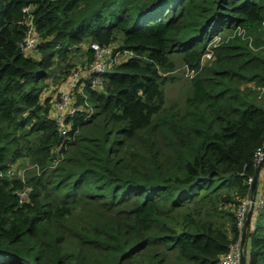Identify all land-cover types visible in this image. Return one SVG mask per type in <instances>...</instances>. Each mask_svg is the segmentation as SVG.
<instances>
[{
  "label": "trees",
  "instance_id": "1",
  "mask_svg": "<svg viewBox=\"0 0 264 264\" xmlns=\"http://www.w3.org/2000/svg\"><path fill=\"white\" fill-rule=\"evenodd\" d=\"M25 6L39 57L19 46ZM93 41L132 55L86 84L68 138L44 80ZM175 58L196 71L183 107L165 104ZM263 90L264 0H0V264H218L245 195L242 264H264Z\"/></svg>",
  "mask_w": 264,
  "mask_h": 264
},
{
  "label": "built area",
  "instance_id": "2",
  "mask_svg": "<svg viewBox=\"0 0 264 264\" xmlns=\"http://www.w3.org/2000/svg\"><path fill=\"white\" fill-rule=\"evenodd\" d=\"M29 8V6L23 7L24 14L22 21L27 25V30L23 38L19 42V46L25 54L35 49L38 39L37 33L32 23V17L29 12ZM238 32L243 33L244 29L238 28ZM220 38V35H214L212 41L207 44L206 51L201 55L200 65H202L207 60L212 59L213 53L212 48L210 46L215 45L220 40ZM84 46L89 47L92 50V59L87 61L78 69L73 70L69 74L68 83L70 85L71 92L59 89L60 100L57 102L54 101V98H51L52 104L50 110L56 108L58 111L62 112L61 115L58 117L57 125L59 127L60 133L66 136L68 131L72 127V116L75 114L76 111L82 110L83 112H85V116H88L92 111L91 105L85 99L86 94L84 93V89L86 84H88V86L93 89L100 90L105 82L104 73L114 68L115 65L118 64L120 61L132 55L131 51H128L126 49H120L118 45L115 46L113 43L107 44L93 41L89 44H84ZM185 65L188 67L187 69L189 71V75L192 77L196 72L195 69L189 67L187 64ZM66 86L68 87V85ZM73 90L75 92V95L73 94ZM78 94H80L84 98L83 102L77 103ZM71 101L72 106L67 110V104ZM67 137L70 138L69 136ZM258 151H264V145L262 146V148L258 149ZM9 166L10 167L8 169V173L12 175V165ZM21 178L24 179L22 176ZM30 189V186H24L23 188L18 190L17 195L19 203L22 204L23 202L28 200ZM259 199L261 201L260 196ZM259 199L257 200L258 204ZM243 204L240 206L236 214L238 219V225L240 227L241 221L244 217ZM239 240L240 239L229 245L228 250L221 255L218 264H241L240 254L242 249L240 247Z\"/></svg>",
  "mask_w": 264,
  "mask_h": 264
},
{
  "label": "rangeland",
  "instance_id": "3",
  "mask_svg": "<svg viewBox=\"0 0 264 264\" xmlns=\"http://www.w3.org/2000/svg\"><path fill=\"white\" fill-rule=\"evenodd\" d=\"M117 43L118 41L113 42L115 46L118 45ZM82 52H83L82 50L72 51L69 54V56H70V59L73 65L70 66V68H68L67 71L64 73L60 71L59 67H56L55 74L52 76H49L48 78L44 80V85H43V89L41 93V99H44L45 97H50V98H54V101L58 102L60 100L59 89H63L64 91L71 92L70 85L68 83L69 74L73 70L78 69L79 67H81L83 64L87 62V60L85 59L86 56L84 53L82 54ZM29 54L34 57L40 56L39 51L36 49L31 51ZM187 68L188 67L185 64L183 65L181 63L180 59L175 58V69L169 72L170 75L174 76L173 80H169L165 83V85H163V89L165 92V104L166 105H172L173 103H175L177 107L184 106L185 97L190 92V87H191V84H190L191 76L189 75V71ZM66 85H68L67 88H65ZM73 94L75 95L74 90H73ZM263 97H264V90L261 93H258L257 100H261ZM51 104H52V101H51ZM71 106H72V101L67 104V110ZM61 113L62 112L58 111L56 108L49 110L50 116L56 120L57 124H58V117L61 115ZM257 151L255 153V165L259 166V169H260L259 178H260V181L262 182V185H264V164L261 167V164L264 161V151L262 152H259V151L257 152ZM30 166L31 164L28 161H24L23 163H21V160H17L16 162L12 164V175L16 174L18 177L22 176L24 178L25 171H29L32 169ZM249 182H251V177L248 178V183ZM260 197L262 198V194L260 195ZM253 202L254 200L252 201V197H249L246 195L242 197L240 201L238 202V204L235 206V215L237 214L240 206L243 204V214H244V217H246L248 209L251 203L253 204ZM260 202L261 201L259 200V204ZM244 217L241 221V227L238 225L240 229L242 230L241 237L238 238L240 239L239 242L241 241V238L243 235V226H244V221H245ZM237 224H238V219H237Z\"/></svg>",
  "mask_w": 264,
  "mask_h": 264
},
{
  "label": "water",
  "instance_id": "4",
  "mask_svg": "<svg viewBox=\"0 0 264 264\" xmlns=\"http://www.w3.org/2000/svg\"><path fill=\"white\" fill-rule=\"evenodd\" d=\"M258 172H259V166H257L256 172H255V174L253 176V185L255 184V182L257 180ZM253 200H254V198L252 197V201ZM252 209H253V204L251 203V205H250V207L248 209V212L246 214V217H245L244 226H243V235H242V238H241V241H240V247L242 249L241 254H240V263L241 264L243 263V246H244V242H245V230H246L247 225H249Z\"/></svg>",
  "mask_w": 264,
  "mask_h": 264
},
{
  "label": "crops",
  "instance_id": "5",
  "mask_svg": "<svg viewBox=\"0 0 264 264\" xmlns=\"http://www.w3.org/2000/svg\"><path fill=\"white\" fill-rule=\"evenodd\" d=\"M65 87H67V86H65Z\"/></svg>",
  "mask_w": 264,
  "mask_h": 264
}]
</instances>
